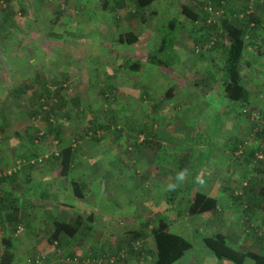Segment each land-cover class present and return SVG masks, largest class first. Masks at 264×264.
Instances as JSON below:
<instances>
[{"label":"rangeland","instance_id":"374dc122","mask_svg":"<svg viewBox=\"0 0 264 264\" xmlns=\"http://www.w3.org/2000/svg\"><path fill=\"white\" fill-rule=\"evenodd\" d=\"M193 1L203 3L206 0L155 1L151 9L154 17L146 24L135 27L142 36V44L124 48L119 56L108 55L106 51L109 52V48L88 47V43L94 39L106 46V33L102 29L90 36L91 29L98 22L80 25L93 17L99 21L96 10L105 4L104 0H0V156L3 157L2 164L0 160V174L12 168L19 158L30 159L26 154L23 155L26 147H30L32 152L37 151L41 156L46 152L51 158L56 152H61L59 147L62 144L70 145L75 151H103L113 141V148L117 151L131 154L138 152L144 156L139 163L136 158L130 162L131 169L141 171L134 175L136 183H140V189L135 191V188L126 185L124 197H114V201L125 203L124 198H127L133 209L143 211L142 214L145 215L149 212V217L156 221V226L161 217L169 220L168 217L177 216L172 223L171 232L190 240L193 244L191 256L194 259L205 257L215 260L217 258L199 240V231L204 235H212L220 229L225 230L229 223L236 220V216L241 218L244 214L243 216L249 217V222H253L248 235L256 240H264V216L258 213H253V216L247 214L243 210L246 206L241 205L237 210L226 208L233 215L226 217V225L222 228L211 221V215L208 222L198 217L193 221L188 220V203L177 193L182 182L171 180L178 184L175 190H169L167 185L166 168L176 164V172L179 173L185 172L190 164L186 155L180 154V148L185 147L184 139L190 134V128L185 126L184 121L190 112H186L184 107L195 99L188 97L193 93L192 90L199 89L203 92V84L209 80L205 74L208 66L205 67L204 55L196 54L195 46L202 44L198 40L202 33H209L212 29H205L203 26L204 29L197 28L187 20L182 25L183 30L179 29L177 32L179 48L175 49L176 65L171 68L151 64L148 53L159 41L157 36L165 32L168 21L179 16L180 6L192 5ZM245 1L243 0L242 7H239L235 15L245 11ZM261 2L263 15L259 24L264 28V0ZM131 4L127 5L125 13L132 9ZM256 4L257 0L254 12ZM163 8L166 11L160 12ZM156 10L163 15L158 21ZM73 20L79 24L76 28L73 25L77 23ZM222 26L223 18L214 30L219 33ZM71 29L75 30L73 33L78 35V41L83 45L71 46L75 39L70 33ZM116 31L118 33L121 30ZM60 37L64 42L70 41L64 43L67 47H63ZM219 47L216 46L215 49ZM214 56V67L221 71L224 56ZM139 59L142 67L137 72L131 66ZM254 71L250 72L249 82L256 91L252 96V107L247 108L261 109L264 108V62ZM14 85L18 86L15 90L12 88ZM169 89L175 92L171 99L166 95ZM202 98L203 96L200 97ZM45 103L49 106L47 112L43 109ZM239 110H242L241 106ZM221 115L218 122L220 129L217 128L218 124L215 126L211 121L210 125L207 122L203 125L205 131L199 126L203 135L230 137L235 133L236 121L246 117L243 111L242 114L225 111ZM89 122L98 128L97 133L95 129L89 128ZM250 122L252 123L251 120ZM41 132L44 137L33 144L39 139ZM55 141H59V145ZM206 157L207 154L204 155ZM199 159L195 155L194 160L199 163ZM255 165L259 167L258 164ZM142 168L147 172L142 173ZM186 178L185 174L184 179ZM9 179L6 177L0 180V185H3V188L0 187V203L8 198L6 185L8 186ZM113 211L117 216L122 215L117 209L113 208ZM223 213L225 212L222 211L221 214ZM140 226L146 228L141 235L144 234L147 239L148 226L151 225ZM194 230L198 232H192ZM146 239L140 240L143 247L146 246ZM126 249L133 250L132 247ZM121 251L115 249L113 255ZM136 257L134 255L133 258ZM30 258L31 256L27 259ZM189 258L190 254L179 263ZM226 261L225 263L232 264ZM246 264L253 263L248 260Z\"/></svg>","mask_w":264,"mask_h":264},{"label":"crops","instance_id":"0c3cea01","mask_svg":"<svg viewBox=\"0 0 264 264\" xmlns=\"http://www.w3.org/2000/svg\"><path fill=\"white\" fill-rule=\"evenodd\" d=\"M104 1L105 4L102 7L95 9L99 21L93 17L90 20L81 22L80 25L84 26L83 23L98 22L95 25L96 27L91 29L90 36L102 29L106 33V46L94 39V41L88 43V47L109 48L110 51H106L108 55L117 54L120 56L124 48L142 44V36L135 27L146 24L155 14L147 21H142L137 19L135 0ZM106 1L109 2L106 3ZM210 1L218 5L222 1H226L227 13L224 21H230L233 25L235 23L238 27L245 23L243 21L245 19H237L240 13L235 15V13H238L239 7H242L243 0ZM128 4H131L132 9L125 13ZM153 4L154 2L146 11H151ZM261 9L262 2L257 0L254 17H258L259 21L262 20L263 15ZM162 10L160 12L166 11L164 8ZM157 12L158 10H156V21L163 16ZM177 17L182 23L180 24L182 29V25H185L187 19L186 17L184 19L181 16ZM233 19L239 21L234 22ZM171 20L168 21V24ZM76 25L79 24L73 25L74 28H76ZM202 25L200 20L195 23L197 28H201ZM116 29L121 31L117 33ZM70 31H72L70 33L75 38L72 40L71 46L79 47L83 45L84 43L78 41V35L73 33L75 30L71 29ZM245 31L246 47L240 69L244 84L250 92V103L247 105L244 103L233 104L224 97L221 81L223 80V74L214 67L215 63L213 62L214 55H223L225 58L226 47L222 46L203 54L205 67L208 66L205 69V74L209 77V80L204 82L203 92L199 89H197L198 91L192 90L193 93H190L188 97L195 99L184 107L186 112H190L186 116L187 119L184 120L185 126L190 128V134L184 139L185 147H183L184 150L180 148V154L184 153L190 164L185 171L187 178L182 181L180 188L191 185L192 193L199 192L207 196L215 191L218 194V208H220L216 214L207 212L199 216L187 215L188 220L193 221L198 217L208 222V217L211 215V221L215 222L220 228L226 225V217L233 215L226 211V208L237 210L241 205H250L248 214L253 216V213H258L264 216V201L261 194L264 189V161H256L255 159L256 152H258L257 150H259L264 139H257L252 135V124L249 118L246 116L243 120L236 121L235 133L233 132L234 134L230 137H213L214 134L210 136L203 135V132L199 129V126H202V130H204L203 125L205 122L209 124V121L213 122L215 126L218 124L217 128L220 129L218 122L223 112L242 114L244 107H252V96H254L256 90L251 87L252 85L249 82L250 72L257 70L258 65L264 62V28L260 24H251V26L245 27ZM127 33H133L138 41L132 45L119 43L120 35H126ZM203 33V36L198 39H202V42L207 35L205 31ZM157 38L160 39V35ZM67 42L70 41L64 42L62 39L63 47H67L64 44ZM178 45L176 39L174 50L179 48ZM259 49H262V51ZM113 57L116 58L111 56V58ZM140 61L141 59L137 60V62ZM222 62L224 63V60ZM20 69H22V66ZM21 71L25 73L24 70ZM12 88L15 90L18 86L14 85ZM201 95L203 96L202 99H200ZM240 106L242 107L241 111L239 110ZM230 118L232 119L231 116ZM247 122H250L248 126L246 125ZM24 130H26V127H24ZM35 143L37 141L33 144ZM246 143L249 147L243 146L244 153L242 155L238 154L239 148L246 145ZM55 144L59 145V141H55ZM68 147L71 146L62 144V147H59L61 150L59 158L51 157L38 166H24L9 179L10 182L8 186L6 185L9 192L8 198L7 200L3 199L1 203L4 202V204L1 205L0 203V264H3V258L7 251L12 255L10 264H35V262H28L27 258L30 256L33 260H35V257L41 256L42 262L40 264H74L69 260L80 257L111 255L115 249L128 251L126 258L120 259L121 261L118 260L116 264H155L150 237L152 229L156 227V221L150 219L149 212L145 215V213L142 214L143 211L139 212L130 207L132 204L127 198H124L125 203L114 201L117 197H124L123 190H125L126 185L131 186L132 189L135 188V191L140 189V183H136L134 175L136 172L140 173L141 171L131 169L132 163L130 162L135 158L137 162L143 161L144 156L138 152L131 154L117 151L113 148V141L108 144V149H103V151H75L72 148L70 170L67 175H63L62 151ZM29 149L30 147H26L23 155L26 154L28 158L41 157L37 151L32 152ZM52 149L53 147L50 148V150ZM205 154H207L206 158H204ZM43 155H46V152ZM195 155L200 157L199 163L194 160ZM19 159H23V157ZM0 160L2 164V156H0ZM255 164H258L259 167H256ZM176 167L175 164L165 169L169 184H173L171 180H176L178 174ZM142 169V173L147 172L144 168ZM195 169L197 170L195 171ZM168 183L167 185H169ZM1 185L0 187L3 188V185ZM76 191L83 196H78ZM242 193L244 195L241 198H232V196ZM124 204L125 206H123ZM112 207L117 209L119 213L122 212V215L117 216L114 214ZM222 211L225 213L221 214ZM243 215L241 218L236 216V220L229 223L225 230L220 229L219 233L224 234L232 246L240 251L264 255V240H256L248 235L250 233L247 231L246 225L253 222H249V217ZM168 218L169 231H171L172 223L175 222L177 216ZM57 224H60L61 227L57 228ZM140 224L151 225L148 226L147 239L143 236L144 234L141 235L146 228L144 229ZM20 225L23 226V231H18ZM192 232L198 231L194 230ZM199 233L204 235L202 231H199ZM141 239H146L144 252L143 249L136 252L134 249L131 251L126 249L133 248L135 242ZM189 254L190 258L188 260L179 263L183 261L180 260L176 264H228L225 263L226 260H219V262L217 259H207L205 257L194 259L191 256V251ZM134 255L137 257L133 258Z\"/></svg>","mask_w":264,"mask_h":264},{"label":"trees","instance_id":"16d2710c","mask_svg":"<svg viewBox=\"0 0 264 264\" xmlns=\"http://www.w3.org/2000/svg\"><path fill=\"white\" fill-rule=\"evenodd\" d=\"M155 1L156 0H135V8L137 9L136 14L140 20L147 21L151 16L154 15V12L146 10ZM208 1L210 0H206L203 3H199L200 1H198V3L197 1L195 3L192 2V5L182 4L180 6L179 16L184 18L186 17V19L192 23L193 26H195V23L198 20H200V22L204 21L206 15L203 7ZM213 4L218 7L221 6V4ZM226 13L227 12H225L223 16L222 30L224 32L221 35V40L216 45L220 47H226L224 63L221 67V72L223 74V80H221L223 83V94L224 97L233 104L244 103L247 105L250 103V92L247 90L244 84L243 75L240 69L241 60L246 47L245 27L247 28L251 26V24L259 25V20L252 14L249 17H246L245 20H243L245 23L238 27L235 23L233 25L230 23V21H224L226 20ZM179 23L180 21L178 17L172 19L169 22L165 32L160 36L159 41L155 43L153 49L148 53L149 62L151 64L165 66L167 68H171L176 65L174 62V58L176 57L174 46L176 44L177 32L179 29H181ZM202 26L205 29H210L204 25ZM203 27L200 29H204ZM214 29L215 28L212 30ZM212 30H210L209 33L205 31L207 35L203 42L202 39L200 40L202 44L205 42ZM137 41L138 38L133 33H127L126 35L121 34L119 38V43L121 44L132 45ZM141 65V62H136L131 66V68L134 71L139 72L141 70ZM173 93V89H169L166 92V95L169 99H171L174 97ZM88 126L91 128V130L95 129V133L98 132L96 131L98 128H95L93 123L89 122ZM253 127L254 126L252 124V128ZM255 137L257 139L264 137V133L259 132L257 135H255ZM246 146L249 147L247 143ZM72 152V147L65 148L62 151L63 175H67L70 170ZM191 188V185L182 186V188L177 191V193L182 195L183 200L188 203L186 211L187 215L199 216L207 212H213L215 214L219 212L220 208H218L217 192L214 191L212 194L207 196L204 193H192ZM76 193L78 196H83L78 191H76ZM261 194L264 201V189L261 191ZM243 195L244 193L236 194V196H232V198H241ZM249 206L246 205V208H243L245 212L247 211V214L250 210ZM169 226L170 225L167 219L161 217L159 219V224L152 229L150 244L155 264H176L180 260L182 261L193 249V244L190 242V240L181 235L172 233L169 231ZM249 226L250 223L247 225V227ZM59 227H61V225L57 224V228ZM200 236L201 237H199V240L201 241L202 245L208 248L220 261L228 260L234 264H246L247 261L250 260L253 264H264V255L254 252H243L236 249L229 242L228 238L222 233L217 232L211 236L200 234ZM11 258L12 255L9 253V251H7L3 258V264H10Z\"/></svg>","mask_w":264,"mask_h":264},{"label":"built area","instance_id":"2783aa9c","mask_svg":"<svg viewBox=\"0 0 264 264\" xmlns=\"http://www.w3.org/2000/svg\"><path fill=\"white\" fill-rule=\"evenodd\" d=\"M256 0H246L245 4V11L243 13H240L238 17L240 19H245L246 17H249L250 15L254 14V5ZM203 10L205 12V19L202 21L203 25L207 28L213 29L216 26L219 25V21L223 18L225 12H226V1L221 2V6H215L211 1H208L205 3ZM223 30H221L219 33L216 32V30H212L211 33L208 35L205 42L201 45L195 46V53L196 54H205L210 52L211 50L215 49L218 42L221 40L222 37H219V35L223 34ZM226 35V33H225ZM47 102V101H46ZM57 102V101H56ZM48 105L45 103L43 109L47 112ZM243 113L250 118L253 124L252 128V135L255 136L259 132L264 133V108L261 109H254V108H244ZM44 137V133H39V140H41ZM57 142V141H56ZM246 146V145H244ZM264 142L260 146V149L256 152V161L264 160ZM238 154L242 155L244 153V147H240L237 151ZM49 154L43 155L41 157H34L30 159H18L15 163V165L10 168L9 170H6L3 174H0V180L2 178H11L13 177L17 172H19L24 166H38L43 163H45L47 160L50 159ZM61 156L60 151L56 152L54 157L59 158ZM2 200L1 196V189H0V201ZM250 226L249 230L251 229ZM23 226L18 227V231H23ZM261 236V235H259ZM143 244L141 241L136 242L133 245L134 251H141L143 249ZM128 255L127 250H122L116 255L109 254V255H101V256H91L88 258H73L69 261L73 262L74 264H116L119 259H125ZM28 262H35V264H40L42 262V257L37 256L35 257V260L32 258L28 259Z\"/></svg>","mask_w":264,"mask_h":264},{"label":"clouds","instance_id":"9594fccd","mask_svg":"<svg viewBox=\"0 0 264 264\" xmlns=\"http://www.w3.org/2000/svg\"><path fill=\"white\" fill-rule=\"evenodd\" d=\"M184 178H185V172L184 171L179 172L176 176L177 181L182 182L184 180ZM177 187H178V184H175V183L168 185L169 190H175Z\"/></svg>","mask_w":264,"mask_h":264}]
</instances>
